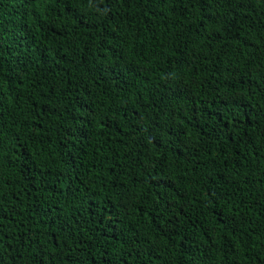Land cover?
Masks as SVG:
<instances>
[{
	"label": "trees",
	"instance_id": "trees-1",
	"mask_svg": "<svg viewBox=\"0 0 264 264\" xmlns=\"http://www.w3.org/2000/svg\"><path fill=\"white\" fill-rule=\"evenodd\" d=\"M0 264H264V0H0Z\"/></svg>",
	"mask_w": 264,
	"mask_h": 264
}]
</instances>
